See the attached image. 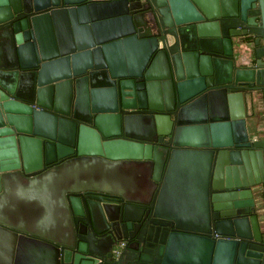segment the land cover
<instances>
[{
  "label": "water",
  "instance_id": "1",
  "mask_svg": "<svg viewBox=\"0 0 264 264\" xmlns=\"http://www.w3.org/2000/svg\"><path fill=\"white\" fill-rule=\"evenodd\" d=\"M261 109L264 0H0V264H264Z\"/></svg>",
  "mask_w": 264,
  "mask_h": 264
},
{
  "label": "crops",
  "instance_id": "2",
  "mask_svg": "<svg viewBox=\"0 0 264 264\" xmlns=\"http://www.w3.org/2000/svg\"><path fill=\"white\" fill-rule=\"evenodd\" d=\"M46 189H47L46 184L41 183V184H38L37 187H35V189L31 193L29 198H26V197L20 198L21 195L20 196L15 195L12 197V199L10 198L7 201V206L12 209H15V207L16 209H18V206H20L19 204L22 201L24 202V203L22 202V204H25V205L32 203L33 206H26V207H30V208L32 207L34 209L36 208L38 210L37 212L38 215H35L34 213H32V215L29 214L28 217H26L25 219L30 224V225L28 224L30 228L34 227L38 229L39 227L40 229H44L45 232H47V228L50 229L59 224L58 204L54 202V211L50 214H47L50 208L48 207L50 206V203L46 206L47 208H43L41 205V203L48 201V200H43V198H39V196L43 194L41 192H44ZM261 218L262 219L264 218V212L262 211H260V219ZM38 221L41 224H38Z\"/></svg>",
  "mask_w": 264,
  "mask_h": 264
},
{
  "label": "rangeland",
  "instance_id": "3",
  "mask_svg": "<svg viewBox=\"0 0 264 264\" xmlns=\"http://www.w3.org/2000/svg\"><path fill=\"white\" fill-rule=\"evenodd\" d=\"M41 193H43V194L40 195L39 198H43V200H48V201H46L44 203H41V205H42L43 208H47L46 206L50 203V206H48L50 208H49V210L47 212V214H50V213H52L54 211V202H55L54 198L52 200V194L47 189L44 192H41ZM22 202L19 204L21 207L18 206V209H15V211H13V213H12V216L15 219L16 218H21V220H22V219L28 217V215L31 214V213H34L35 215H38V213H37L38 210L36 208L34 209L32 207L31 208L30 207H26V206H33L32 203H29V204L25 205V204H22ZM51 222H53V221H51ZM38 224H41V223L38 221Z\"/></svg>",
  "mask_w": 264,
  "mask_h": 264
},
{
  "label": "flooded vegetation",
  "instance_id": "4",
  "mask_svg": "<svg viewBox=\"0 0 264 264\" xmlns=\"http://www.w3.org/2000/svg\"><path fill=\"white\" fill-rule=\"evenodd\" d=\"M260 43H262V40H261V39H260ZM252 47H255V46H254L253 38H252ZM258 117L260 118V120H261L262 122H264V109L259 110ZM263 220H264V219H263ZM262 222H263V221H262ZM263 226H264V224H263Z\"/></svg>",
  "mask_w": 264,
  "mask_h": 264
}]
</instances>
